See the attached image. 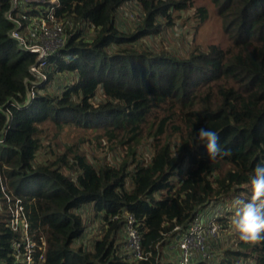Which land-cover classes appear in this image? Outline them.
Masks as SVG:
<instances>
[{
  "label": "trees",
  "instance_id": "obj_1",
  "mask_svg": "<svg viewBox=\"0 0 264 264\" xmlns=\"http://www.w3.org/2000/svg\"><path fill=\"white\" fill-rule=\"evenodd\" d=\"M208 2L226 46L191 41L181 52L152 42L179 20L195 33L209 18ZM35 5L27 18L42 14ZM126 6L136 10L131 21ZM10 10L0 0V264L15 260L18 233L6 223L16 198L33 233L45 236L39 264H174L165 250L195 216L251 199L253 170L264 165V0H59L65 41L29 102L34 54L10 36ZM59 73L73 80L53 94L45 86ZM43 124L52 131L47 144ZM63 126L78 131L73 141L59 139ZM200 128L219 137L215 159L195 141ZM86 143L123 157L94 163ZM41 151L48 157L39 160ZM129 214L143 253L133 261L124 249ZM225 217L215 218L222 228ZM95 226L87 249L80 238ZM217 248L216 264H264V241L237 237Z\"/></svg>",
  "mask_w": 264,
  "mask_h": 264
},
{
  "label": "built area",
  "instance_id": "obj_2",
  "mask_svg": "<svg viewBox=\"0 0 264 264\" xmlns=\"http://www.w3.org/2000/svg\"><path fill=\"white\" fill-rule=\"evenodd\" d=\"M11 10L7 13V17L15 22V27L10 31V36L14 38L18 45L28 52L34 54V63L30 67L32 78L30 80L31 89L28 92L29 102L35 97L36 87L45 79V69L49 63L51 55L57 52L65 41L63 32V24L55 17V10L59 7V0H9ZM34 8L41 11L39 16L26 17L25 13H30ZM15 10L18 17L12 15ZM21 17V18H20ZM23 20H26V27H22ZM5 185H1L0 189L4 191ZM25 206L16 198L13 208L6 225L13 231L18 233V237L11 242V248L15 260L8 264H39L44 261L46 251V239L43 233L34 234L31 229V223L27 218ZM209 225L203 224L204 219L201 215L195 216L190 221L187 231L181 234L175 243L178 248V256L174 264H193V257L204 260L210 257L207 250L206 241L203 235L216 236V223H219L214 217L209 218ZM194 228L198 231L194 232L196 236L191 239V230ZM125 241L124 249L128 261L140 259L143 253L140 246V234L137 231L135 219L133 215H127V221L124 226ZM204 230V233H202ZM209 253V254H208Z\"/></svg>",
  "mask_w": 264,
  "mask_h": 264
},
{
  "label": "rangeland",
  "instance_id": "obj_3",
  "mask_svg": "<svg viewBox=\"0 0 264 264\" xmlns=\"http://www.w3.org/2000/svg\"><path fill=\"white\" fill-rule=\"evenodd\" d=\"M209 5V18L196 30L194 33L190 28L189 25L192 23H184L185 25H180V22L182 20H179V24H176L172 28H169L166 30L162 35V38H164L161 41V37L155 36L153 38V41L156 46L160 45L162 43L166 44V46H170L171 48H174L175 50L178 51H183L186 49V47L191 43V41H194L196 43L201 44L202 46H206L209 43H218L222 47L226 46L227 39L226 36L223 32L222 29V23L220 18L215 14L213 10V5L208 2ZM124 16L127 18L126 20L131 21L132 17H136L137 13L134 8H130L129 6H126L124 8ZM187 14V13H186ZM186 14H184L183 18L186 17ZM135 21V20H134ZM47 76L45 75V79ZM72 79L71 76H66V74H58L55 76L54 80H51L50 85L45 86L46 88L50 89L53 94L55 93H60L63 89V87L69 83ZM41 127H43V137L41 138L42 141H44L45 144L49 143V140L52 138L51 132L48 128H46V125L43 124ZM78 134L77 130H73L69 126H63L62 130L58 133L59 139L62 142H71L74 140L75 136ZM150 143V141H147L142 147L139 155L144 159V161L148 160L149 157L152 155V148L149 147L147 143ZM82 148L87 152L89 155V158L95 162L98 161H107L113 165L118 163L120 159L123 157L121 152L117 151L115 153H109L107 151H104L102 149L98 150L95 149L91 144H85L82 146ZM107 152V153H106ZM93 154L95 157H93ZM48 155L44 154L43 151L38 153V159L43 160L47 158ZM239 200L238 198L232 200V202H227L225 204H220L219 206L221 207V212L220 214L216 215L214 218H226L227 220V226L225 228H218V224L216 223V229L215 233L216 236H213L214 241L213 244L209 241L210 236H206L205 234L203 235L204 241H206V245L209 242L210 244V250L212 251V257L210 258V263L209 264H216V259L217 257L214 256L216 255L219 251L217 247H224V246H230L235 239L238 237V234L235 232V230L231 227V219L234 215V212L236 210V204L235 201ZM83 210L89 215L90 209L88 207L83 208ZM229 211H232L231 213H228ZM211 222V219L205 218L203 224L209 225ZM100 223V222H99ZM96 224V223H95ZM195 225H193V229L191 230V239L196 236L194 232L197 230L194 228ZM220 226V224H219ZM198 232V231H197ZM99 229L98 227H93L92 229H86L80 240L88 242L86 244V248L88 249L94 239L99 236ZM202 233H204V230H202ZM77 240L76 242H78ZM193 241V239H192ZM209 254V253H208ZM211 256V254H210ZM196 262V261H193Z\"/></svg>",
  "mask_w": 264,
  "mask_h": 264
},
{
  "label": "clouds",
  "instance_id": "obj_4",
  "mask_svg": "<svg viewBox=\"0 0 264 264\" xmlns=\"http://www.w3.org/2000/svg\"><path fill=\"white\" fill-rule=\"evenodd\" d=\"M195 141L198 145L203 141L209 158L215 159L221 153L215 131L200 128L195 134ZM253 171L254 175L250 178L251 199L247 202L235 201L237 207L231 219V227L239 239L250 244L264 241V165H257Z\"/></svg>",
  "mask_w": 264,
  "mask_h": 264
},
{
  "label": "crops",
  "instance_id": "obj_5",
  "mask_svg": "<svg viewBox=\"0 0 264 264\" xmlns=\"http://www.w3.org/2000/svg\"><path fill=\"white\" fill-rule=\"evenodd\" d=\"M220 212H221V207L219 205L212 204L211 206L206 208L204 211H202L200 215L202 216L203 219H205V218L215 217L216 215L220 214ZM212 240L214 239L210 238L209 241L211 242ZM174 242H176V240ZM210 242H209V245H210ZM165 251H166V258H168L167 260H171L173 262L176 261L179 251L175 244L173 243L168 244ZM210 253L212 254V252Z\"/></svg>",
  "mask_w": 264,
  "mask_h": 264
}]
</instances>
